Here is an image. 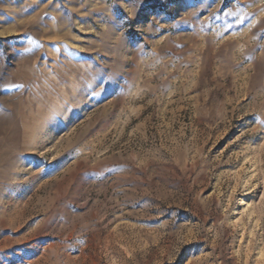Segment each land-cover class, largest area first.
Returning <instances> with one entry per match:
<instances>
[{
    "label": "rangeland",
    "instance_id": "rangeland-1",
    "mask_svg": "<svg viewBox=\"0 0 264 264\" xmlns=\"http://www.w3.org/2000/svg\"><path fill=\"white\" fill-rule=\"evenodd\" d=\"M0 264H264V0H0Z\"/></svg>",
    "mask_w": 264,
    "mask_h": 264
}]
</instances>
